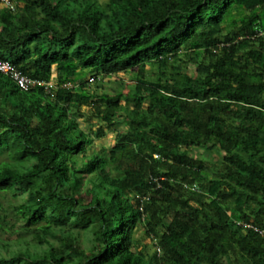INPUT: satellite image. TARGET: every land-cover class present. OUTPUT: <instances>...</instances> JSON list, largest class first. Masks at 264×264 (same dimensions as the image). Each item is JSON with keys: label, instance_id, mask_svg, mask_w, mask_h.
Masks as SVG:
<instances>
[{"label": "trees", "instance_id": "trees-1", "mask_svg": "<svg viewBox=\"0 0 264 264\" xmlns=\"http://www.w3.org/2000/svg\"><path fill=\"white\" fill-rule=\"evenodd\" d=\"M16 2L0 59L55 85L0 72V264H264V0Z\"/></svg>", "mask_w": 264, "mask_h": 264}, {"label": "rangeland", "instance_id": "rangeland-1", "mask_svg": "<svg viewBox=\"0 0 264 264\" xmlns=\"http://www.w3.org/2000/svg\"><path fill=\"white\" fill-rule=\"evenodd\" d=\"M148 71L152 72L153 70H151L149 67ZM56 77H57V69H56V66H54L52 78L56 79ZM129 78H130V74L128 72L116 75V76L112 77L111 79H108V78L102 79V81H97V80L92 81L93 78H91L90 75H88L86 77L87 81L90 84V87H89L90 91L98 90V91L107 92L110 94L115 93L114 88L117 87L118 80L128 81ZM69 86H72V85H69ZM123 105L126 106L127 103L123 102ZM83 109L85 110V108H83ZM91 118H92L91 114L86 113L83 118L79 119V123H80V127L85 129L87 132L94 133L97 130V128L99 127V121L97 119H93V118L91 119ZM89 120L91 121L90 123H89ZM104 129L107 131L106 137L102 138V139H95L94 140L93 144L89 147V153L90 154H93V153L99 151L102 146H105L109 149L111 146L114 145L115 137H116V131L108 130L106 126H104ZM120 130L123 131L124 127L121 126ZM193 154L195 156H198L199 158L205 160L208 165H213V164L217 163V161L220 160V156H221V153L219 151L214 150V149L208 150L206 148L205 149L204 148L194 149ZM5 160H6L5 157H0V164ZM88 194L89 193H87L86 195H88ZM0 203L7 206V200L2 198L1 196H0ZM83 203L84 202H82V205H83ZM17 226H18L17 228H22V222H20ZM141 234H142V232L139 235H141ZM81 239L85 243L86 240H84L82 237H81ZM145 243L149 245V249L151 252L153 250H155L156 245H154L151 242V240L146 238Z\"/></svg>", "mask_w": 264, "mask_h": 264}, {"label": "built area", "instance_id": "built-area-1", "mask_svg": "<svg viewBox=\"0 0 264 264\" xmlns=\"http://www.w3.org/2000/svg\"><path fill=\"white\" fill-rule=\"evenodd\" d=\"M16 4V0H0V6L9 8L12 11L16 9ZM0 72L12 77V79L17 82L20 88L25 91H27L31 86L35 85H47L51 87L55 85L54 81H51L50 83H45L29 78L28 76L24 75L21 71H19L13 64L6 60L0 59Z\"/></svg>", "mask_w": 264, "mask_h": 264}]
</instances>
